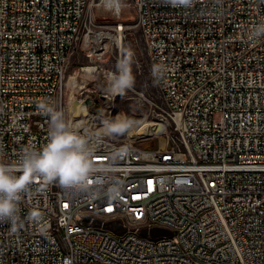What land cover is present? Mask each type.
Masks as SVG:
<instances>
[{
	"label": "built area",
	"instance_id": "2783aa9c",
	"mask_svg": "<svg viewBox=\"0 0 264 264\" xmlns=\"http://www.w3.org/2000/svg\"><path fill=\"white\" fill-rule=\"evenodd\" d=\"M93 2L0 0V161L15 163L26 146L47 143L48 117L37 107L44 98L75 127L69 55L82 43L88 63L80 70L93 76L112 45ZM131 3L163 145L97 138L99 114L91 112L86 128L75 127L93 140L98 171L88 190L33 181L16 229L0 223V264H264V37L247 38L264 22V0H197L191 9ZM160 64L171 71L155 80ZM122 145L131 151L113 164ZM116 181L121 195L110 200L104 193Z\"/></svg>",
	"mask_w": 264,
	"mask_h": 264
},
{
	"label": "clouds",
	"instance_id": "9594fccd",
	"mask_svg": "<svg viewBox=\"0 0 264 264\" xmlns=\"http://www.w3.org/2000/svg\"><path fill=\"white\" fill-rule=\"evenodd\" d=\"M174 8L191 9L197 0H164ZM122 5V0H121ZM264 37V22L253 25L247 30V38L254 42ZM131 55L123 56L116 65V71L107 77L105 92L115 98L123 96L135 85ZM169 65H154L152 75L155 80L163 79L169 72ZM39 111L48 117V141L42 148L26 146L15 163L0 161V223H10L16 229L19 220L18 202L35 180L45 185L58 183L82 191L89 188V178L98 171L94 162L92 136L81 135L67 117L65 111L58 109L47 98L37 105ZM134 128V122L127 116L117 114L104 118L97 138L126 135ZM96 135L95 132L92 134ZM131 151L128 145L113 150L110 160L113 164L126 158ZM122 184H111L105 191L110 200L120 197ZM93 195H95L93 193ZM30 218L38 219L39 214L32 212Z\"/></svg>",
	"mask_w": 264,
	"mask_h": 264
},
{
	"label": "rangeland",
	"instance_id": "374dc122",
	"mask_svg": "<svg viewBox=\"0 0 264 264\" xmlns=\"http://www.w3.org/2000/svg\"><path fill=\"white\" fill-rule=\"evenodd\" d=\"M91 12L94 21L101 25L102 31L112 35V45L108 43L110 45L109 51L99 62L101 70L91 76L80 70V67L87 66L88 59L83 44L78 42L69 55L67 63L65 80L67 98L69 99L70 93V88L67 86L69 76L75 75L77 77L76 82L79 84L75 87L77 91L75 98L92 96L95 103L88 110L90 113L99 114V119L96 121L97 128H101L102 119L115 117L117 114L125 115L134 122L132 130L137 129L136 123L156 122L157 110L151 103L159 104L157 88L150 74L149 57L145 43L140 30L134 24L135 11L131 0H122V5L121 0H115L114 3L112 1L94 0ZM118 25L121 26V30L117 29ZM118 47L120 48V59L126 54L131 55L135 85L125 95L113 98L105 92L107 77H103L102 73L106 72L105 74L108 75V71H116L117 64L115 62L118 59ZM148 128L145 135L148 140L144 141L143 145L156 147L160 137H163L164 128L162 127L159 134L151 133L150 127ZM115 137L126 138L127 134Z\"/></svg>",
	"mask_w": 264,
	"mask_h": 264
},
{
	"label": "bare ground",
	"instance_id": "6f19581e",
	"mask_svg": "<svg viewBox=\"0 0 264 264\" xmlns=\"http://www.w3.org/2000/svg\"><path fill=\"white\" fill-rule=\"evenodd\" d=\"M105 1H112L114 3L115 0H105ZM84 71L86 72L87 75H89L90 70L88 68H84ZM76 78L77 77L75 75H70L68 82H67V86L70 88L68 107H69L71 116L77 120L76 121L77 123H75V127L79 126V124L82 123V125L79 128L81 127L86 128L89 124L91 115H90L89 110H87V107H86L87 98L85 99L75 98V93H76L75 87L79 85L76 82ZM136 124H137V129L129 131V133H127V138H145V135L147 133L146 131L147 129H149L148 127H150L151 133L152 132L156 134L161 133V131L157 130L158 124L155 122H140ZM99 130L100 129L98 128L97 132H99ZM160 138H161V144L163 145V137H160Z\"/></svg>",
	"mask_w": 264,
	"mask_h": 264
},
{
	"label": "water",
	"instance_id": "95a60500",
	"mask_svg": "<svg viewBox=\"0 0 264 264\" xmlns=\"http://www.w3.org/2000/svg\"><path fill=\"white\" fill-rule=\"evenodd\" d=\"M102 97H105V96H102ZM86 98H87V99H86V100H87V105H86V107L92 105V100H91V98H90V97H86ZM84 99H85V98H84ZM157 130H158V131H161V130H162V126H161V125H158V126H157Z\"/></svg>",
	"mask_w": 264,
	"mask_h": 264
}]
</instances>
